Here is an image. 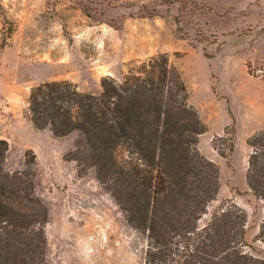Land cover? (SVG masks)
I'll return each instance as SVG.
<instances>
[{
    "label": "rangeland",
    "instance_id": "1",
    "mask_svg": "<svg viewBox=\"0 0 264 264\" xmlns=\"http://www.w3.org/2000/svg\"><path fill=\"white\" fill-rule=\"evenodd\" d=\"M159 54L181 71L204 127L197 147L219 168L201 224L237 203L245 249L264 258V199L247 177L249 139L264 129V0H0V139L9 142V170L36 155L50 264H147V236L98 170L72 158L78 131L57 136L34 124L32 88L69 80L99 94L104 78L140 73Z\"/></svg>",
    "mask_w": 264,
    "mask_h": 264
},
{
    "label": "trees",
    "instance_id": "2",
    "mask_svg": "<svg viewBox=\"0 0 264 264\" xmlns=\"http://www.w3.org/2000/svg\"><path fill=\"white\" fill-rule=\"evenodd\" d=\"M143 65L121 81L104 78L99 94L69 80L41 82L29 95L34 124L57 136L78 131L72 158L110 183L128 222L147 236V264H264L245 249L246 213L237 203L201 224L220 187L217 164L197 147L202 121L181 71L165 54ZM249 143L248 183L264 199V129ZM8 150V140L0 139V264H50L36 155L24 170H9Z\"/></svg>",
    "mask_w": 264,
    "mask_h": 264
},
{
    "label": "built area",
    "instance_id": "3",
    "mask_svg": "<svg viewBox=\"0 0 264 264\" xmlns=\"http://www.w3.org/2000/svg\"><path fill=\"white\" fill-rule=\"evenodd\" d=\"M258 72H263V69L259 68V69H258Z\"/></svg>",
    "mask_w": 264,
    "mask_h": 264
},
{
    "label": "crops",
    "instance_id": "4",
    "mask_svg": "<svg viewBox=\"0 0 264 264\" xmlns=\"http://www.w3.org/2000/svg\"><path fill=\"white\" fill-rule=\"evenodd\" d=\"M229 121H226V123H228Z\"/></svg>",
    "mask_w": 264,
    "mask_h": 264
}]
</instances>
